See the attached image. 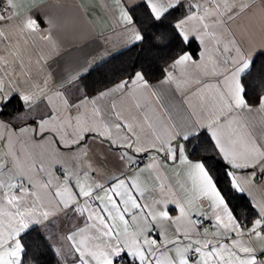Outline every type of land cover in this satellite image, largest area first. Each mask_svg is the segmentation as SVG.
Wrapping results in <instances>:
<instances>
[{
  "label": "snow or ice",
  "instance_id": "1",
  "mask_svg": "<svg viewBox=\"0 0 264 264\" xmlns=\"http://www.w3.org/2000/svg\"><path fill=\"white\" fill-rule=\"evenodd\" d=\"M255 3L110 0L121 47L160 55L93 87L107 36L61 67L40 5L0 0V264H264V41L230 27ZM193 84L199 114L150 103Z\"/></svg>",
  "mask_w": 264,
  "mask_h": 264
},
{
  "label": "crops",
  "instance_id": "2",
  "mask_svg": "<svg viewBox=\"0 0 264 264\" xmlns=\"http://www.w3.org/2000/svg\"><path fill=\"white\" fill-rule=\"evenodd\" d=\"M35 2L40 5V13L54 22L52 34L59 45L60 53L56 59L61 67L75 66L82 63L85 58H91L97 46L103 43L101 33L107 36L108 47L113 49V54L124 49L118 37L112 34V21L105 8V4L110 3V0H35ZM262 8L264 2L256 0L252 14L238 16L230 22V27L238 40L251 34L257 43L264 41V31H261L259 22ZM7 30L9 34L15 35L14 26H9ZM34 47L42 49L45 53L50 51V47L38 37L35 46L31 43L26 45L27 51L33 57L40 54L33 50ZM190 78L193 82L202 79V72L192 68ZM150 103L156 108L163 105L161 111L171 109L183 114L186 109L187 112L195 111L199 114L203 105L212 103V93L208 90L197 91L194 84L180 92L165 88L159 90L158 96L151 97ZM249 119L258 127L261 115L252 113Z\"/></svg>",
  "mask_w": 264,
  "mask_h": 264
},
{
  "label": "trees",
  "instance_id": "3",
  "mask_svg": "<svg viewBox=\"0 0 264 264\" xmlns=\"http://www.w3.org/2000/svg\"><path fill=\"white\" fill-rule=\"evenodd\" d=\"M160 53H157L154 49L145 45L143 50L139 47L131 49H122L119 52L114 53L110 58L109 62L104 65L102 76L100 72H93L89 77L88 83L93 87H103L105 78L111 79L113 77L119 76L124 68L131 67L133 65H138L139 63L150 62ZM264 63V56H260L257 59V68ZM159 79V75L156 74L152 77V82ZM250 88L252 95H256L259 92L258 84V73L253 72L250 78ZM252 103H255L254 99H251ZM215 163V162H214Z\"/></svg>",
  "mask_w": 264,
  "mask_h": 264
}]
</instances>
